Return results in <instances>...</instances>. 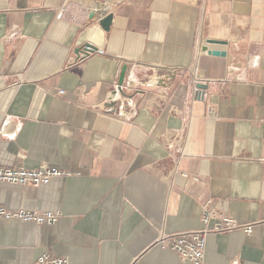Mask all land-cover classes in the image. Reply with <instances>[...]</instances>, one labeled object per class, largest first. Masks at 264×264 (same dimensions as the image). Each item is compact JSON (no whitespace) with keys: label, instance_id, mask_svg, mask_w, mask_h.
Wrapping results in <instances>:
<instances>
[{"label":"crops","instance_id":"crops-1","mask_svg":"<svg viewBox=\"0 0 264 264\" xmlns=\"http://www.w3.org/2000/svg\"><path fill=\"white\" fill-rule=\"evenodd\" d=\"M19 164L71 175L0 185L60 215L0 219V264H193L158 241L204 204L254 224L208 235L206 264H264V0H0V166Z\"/></svg>","mask_w":264,"mask_h":264},{"label":"built area","instance_id":"built-area-1","mask_svg":"<svg viewBox=\"0 0 264 264\" xmlns=\"http://www.w3.org/2000/svg\"><path fill=\"white\" fill-rule=\"evenodd\" d=\"M64 10L65 8L61 12H64ZM104 52L102 48H96L93 45L87 44L79 52V58L85 59L93 54L103 55ZM64 92L61 89L59 94H63ZM69 175L71 173L66 170L45 165L37 168H28L21 164L12 167L0 166V185L12 184L38 187L49 183L55 177H67ZM195 180L198 181L200 179L195 177ZM59 217V213L53 210L9 209L0 205V219L33 222L38 225H52L58 221ZM201 220L203 222L201 229L169 234L164 233L158 241L159 246L162 249L173 251L183 261L193 264H206L205 253L208 235L213 233H229L236 230L251 234L254 228V224L238 223L234 218L210 208L208 204L202 205ZM34 264H71V262L66 257L44 253L37 258Z\"/></svg>","mask_w":264,"mask_h":264},{"label":"water","instance_id":"water-1","mask_svg":"<svg viewBox=\"0 0 264 264\" xmlns=\"http://www.w3.org/2000/svg\"><path fill=\"white\" fill-rule=\"evenodd\" d=\"M113 18L114 16L112 14H108L106 15L104 18H102L100 20V24L102 25V27L106 30H109L111 28L112 22H113ZM210 42H215L213 40H210ZM208 47L204 46V49L206 50ZM82 50V49H81ZM79 50V52L81 51ZM126 70H127V65H123L122 69H121V73L118 79V86H119V90L122 91V86L124 84L125 81V75H126ZM197 88L198 89H205V85L202 83H198L197 84Z\"/></svg>","mask_w":264,"mask_h":264}]
</instances>
